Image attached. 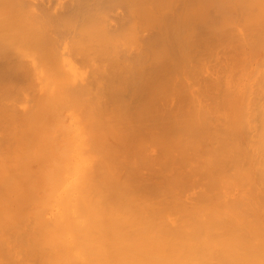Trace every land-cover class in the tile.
<instances>
[{
    "label": "bare ground",
    "instance_id": "obj_1",
    "mask_svg": "<svg viewBox=\"0 0 264 264\" xmlns=\"http://www.w3.org/2000/svg\"><path fill=\"white\" fill-rule=\"evenodd\" d=\"M222 38H226V41H224ZM217 39L222 40V44L225 42L224 46L221 44L223 47H225L224 51L221 50L223 48L218 46L220 40L216 41ZM211 40H214L212 41L213 45L214 42H219L217 43L218 45L216 44L218 49L217 47L215 48L218 50V52L222 51L220 55L218 53L219 57H217V55L214 56L217 57V61H215L216 59L212 57V53H214V47L210 46L209 50L213 49V52H211L210 55L209 52L211 50L209 51L207 49L209 46H206L207 43L208 45L210 44L209 42H211ZM201 43L204 44L205 47ZM199 44L200 46H198ZM17 46L19 48H17ZM20 48L21 51L18 50ZM200 48L205 51V57L203 55L201 56V54L204 52L201 53L202 50ZM205 48L206 50H204ZM255 48L264 49V0H0V62L2 63L3 60V67L5 68V65H7V69L9 71L15 66H17L15 67L17 69L14 68L11 71L19 70L17 73L14 71L15 74L8 76L10 77L9 79L17 77V79L19 81L22 80L21 82L23 83L27 75H25L24 72V80L22 76L19 77V72H21L20 69L22 68L23 71H26V73L29 72L30 74L31 72V75L33 74L32 76L37 74L41 85L43 83L46 85L48 82H50L48 83L49 87V85H51L53 82L54 89L57 87L55 89L56 92L54 91V94L49 95L48 99L47 94H45V99L42 98V100H38L39 102H42L43 105L45 104V111H47L46 107H48L51 112L50 114L53 115V119L50 118L51 115L49 116V114H47V116H49L47 118L52 120L56 118L57 122H60L59 118L61 117L57 118L58 112H60V114L61 110L63 113L65 112V104H59L60 98L62 97L60 95L65 93L66 95L63 94V96L67 100L69 97V101H66V99L63 98L65 100L64 101L61 98L62 102H68L66 103L68 107L66 106L65 109L67 108L66 111H69V109L72 111L70 112V116L65 113L63 115H67L69 118H72L71 115H73L75 116L77 123L83 125L80 126L82 129L81 131L78 127L79 125L77 124L78 131L75 132L76 130L73 131L75 127L71 123L72 127L74 128L71 131L76 133L75 135H72L75 137V139H71L72 143L74 142L73 144H75L76 152L74 151V156L71 157L68 155V152L72 148V144L69 142L71 145L70 149L69 144L64 147L66 148L69 145V150L62 148L63 146L61 145H63L64 142H67L65 141L66 134L62 133L64 130L63 128L62 132H59V128L63 127L62 125H64L65 129H67L65 127L66 125L69 126V131L70 128H72L67 124V117L65 118L66 121L63 120L65 122L62 125H58L57 122H54L55 125L51 124L53 121L50 119L48 120L46 116H44L45 119H42L41 116L40 118L42 120L38 119V121L32 122L31 118L28 117H33V114H35H30V109L33 107L29 105V102L32 100L30 98H34V94H36L34 92L38 89L36 86H38V83L40 84V82L37 81L38 83L36 82L34 86L33 81L36 78L33 80L31 75L30 78L28 76L30 80L32 79L31 82H33V88L37 89H34L32 97H28L30 99V101L28 100L29 102H27L28 98L24 93L26 96L25 102L28 104L24 105L26 110H24V113H20L22 114L20 116L22 117L25 113V115L29 114L27 115V118L30 120V122L27 121V123H25L27 119L23 116L26 119L24 122L23 118V122L25 123L23 124V128L22 125H19L20 123L16 121L19 123L17 126H21V128H19V130H21V134L20 136L16 135L14 137L12 133L9 132L11 133V136L14 137L12 139L10 136L13 140L10 142H15L16 144L14 143V148L12 147V149L10 147L11 150L7 152V156L9 153V162L4 161V163H8H5L6 165L2 166L1 164L3 162H0V264H264V164H262L264 163L262 162L264 161V158H262L264 155H260L261 153H264V151H262L264 148L260 147L264 146V142H261L264 141L262 140L264 138H258L256 141L257 130L259 134V128L255 130L254 134H252V132L250 133V130L254 129L255 126H259V122L256 125L257 120H260L258 119L259 117L257 118L259 111L261 110L260 113L264 112V109H262V106H264V103L262 102L264 101L262 100L260 101V105L262 106L259 107V110H254L256 105V103H254L256 101L255 99H258V96H264L259 95L261 92H259V90L264 89L261 87L264 85L262 84L264 79H260L261 75H264V72L261 71V66L264 65V58L261 57L264 56H261L260 53L258 54L257 59H260L258 60L259 64L262 63L260 65L261 68L258 72V63L255 65L254 62L253 70L254 72L257 70L258 73L252 72V74L251 63L253 62L252 60H254L252 55H255V52H258V50ZM199 49L201 52L198 51L199 54L197 55L196 51ZM206 52L212 61L214 59L216 63L213 62V64L212 61H210L211 59L206 56ZM23 54L24 56L25 54L26 56L30 54L27 57H30L31 60L27 61V59H24ZM195 54L198 57L200 55L199 58L201 60L202 57H207L205 64L203 63L206 59H203L204 61L202 60L203 63L200 62L202 65L201 68H203V70V65L206 66L210 62L212 63L208 64L211 66L213 65L212 67L207 65L208 67H211V75L206 73L207 70H204L206 75H202V78L201 75H198L200 78L197 77V74H199L197 71L203 73V70L198 69L201 65H196V63L198 64L200 61L199 58H197V62L194 60L196 63L193 65H196V68L192 66V63L194 62H192L193 58L197 57ZM192 55L196 57L193 56L192 58ZM262 55H264V53H262ZM21 57H23L22 61L25 60V62H29L28 64L26 63L28 66L26 64L24 65V62L20 63L21 60H19V58ZM70 59L72 61L75 60L82 65L84 64V66L82 68V65H80L81 70H77L79 68L78 65L77 69L75 67H69L70 69L67 68L69 69V71L67 70L69 73L68 75V73L65 74V68L63 69L64 71L62 70L64 63L62 65L61 61L66 63L67 60ZM11 60L13 61L11 62ZM57 61L58 63H56ZM75 61L73 62L75 63ZM48 62L49 64L52 62L51 66L48 64ZM55 64H59L61 66L56 67ZM1 66L0 69H2ZM52 66H54L56 69L54 70V67L52 68ZM207 66L206 68L209 69ZM48 67L53 69V73H51L52 69L50 68V70ZM58 68L59 70L61 69L60 73L58 72ZM7 69L6 71H8ZM3 71L5 72V70L2 69L1 72ZM34 71H36V73H34ZM49 73L53 75L50 76ZM1 74L2 77H0V79L2 80L4 78V73ZM16 74L17 76H15ZM61 74H63V78L65 79L61 78ZM221 74L225 77V81L221 80L222 77H219ZM250 74H252L251 76L254 74L255 76L258 74L259 75L257 77H253L255 78L254 81L251 80L253 78L250 76ZM212 75L214 78H211ZM11 76L14 77L11 78ZM53 76L55 77L54 79L52 78ZM59 76L61 78L62 84L65 86L63 88V85H61L60 87H62V89H58V85L61 84ZM209 76L213 85H217L219 78L221 80V84H225L223 85L224 87L226 86V92L224 93L223 90L225 91V89L222 90L223 86L221 89V84L219 85L220 87L218 86V88L222 90V97H219L220 90L217 89V86L214 88L212 84V86L209 85L211 83L209 81ZM249 76L251 79H249ZM8 77L5 75V78ZM70 77H72L71 81ZM68 79L70 82L67 81ZM154 79L156 80L154 81ZM235 79H237V81ZM246 80L249 85L245 82ZM257 80H262L260 82L261 86H259ZM7 81L8 80H5L4 82L6 83ZM11 81L14 83L15 80ZM57 81L60 82V84ZM222 81L224 83H222ZM12 82L10 84H12ZM250 82H252L254 86L257 85L256 83H258V87L256 86L257 89H254L255 91H253ZM1 83L3 82L1 81ZM5 83L4 87H7L9 84L6 83L8 84L6 85ZM54 84L57 85L55 86ZM204 85H206V87ZM250 85L251 87H249ZM139 86L141 88L143 87L144 89L146 87L147 90H150L148 94L157 88L159 92H157V90L156 92L158 94L153 95L154 97L157 96L159 100L156 97V101L151 93L150 95L152 98L150 95L148 96V94H146V89H143L142 94H137L138 96L140 95L139 97L142 95L143 97L139 98L136 95L138 97L137 98L135 93L142 91L140 90L141 88L139 89L140 91L138 90ZM198 86H200V88ZM207 86H209L208 89ZM174 87L185 92L186 94L183 96V94L181 95L178 93L179 95H177V92H174L173 90L172 94L175 95L174 99H178V96L184 99L180 100L179 98V102L181 101V103H183H180V105H185L187 108H192V111L195 109L194 105L192 107V98L194 96L193 92L197 91L196 96H201L203 100L205 97L208 98L211 94L213 97L210 96L207 101L210 98H213L215 103H222L220 106L219 103L218 105H213L210 103V101L214 103L212 101L213 99H210L209 103L211 106L213 105L211 109H214L216 106L223 108L225 105L226 107L223 109L228 110V112L225 113L223 117L222 110H220L219 107H216L215 109L219 108L217 109L219 110L217 113L219 119L214 116L217 115L216 113L211 114V117L214 116L216 118V120L213 119L214 121H217V119L218 122L220 119L223 121V118L224 121L221 124L219 122V126L216 124L217 122L214 123V121H212L215 126L217 125L216 127L212 126V123L209 122V124L206 123L205 126H202L201 128L200 125L207 121L205 120L206 116L202 115V112L204 113L206 108L204 109V107H201L202 104L200 99V107L204 110L202 109V111L200 108L201 111L199 110L200 115L198 116V119L201 120V118L204 117L203 120H201L202 123L200 121H198L200 124L196 122L195 118H197V114H195V117L192 111H189V116L188 114L185 116L181 114H173L172 116V112H175L176 109L181 108L183 112L187 110L186 107H181L179 105L177 99V102L171 99L173 96L172 94L171 98L170 95L167 94L168 90L171 88L174 89ZM197 87L199 89L202 88L204 91H213H210L209 93L206 91L205 95L203 90H199ZM260 87L262 89H259ZM7 88L9 89V87ZM10 88L13 89L12 86ZM46 88L47 87L45 86L44 93H47L46 90H48V88ZM245 88L246 90L249 88L250 89L247 90V92ZM57 89L58 91L62 90V94H59ZM257 90L259 94L255 93ZM215 91H217V94L219 95H217ZM245 91L246 94H244ZM249 91L251 94L254 92L258 96L254 97L255 94L253 93L252 97L249 94ZM121 92L125 95V97L123 94H121ZM144 92L147 97L150 98V101L147 99V102L149 104L151 102V106H148V103L146 105L143 104L146 103V101H144L146 100ZM156 92L154 91L152 93ZM201 92L203 93L202 95L200 94ZM211 92H214V94ZM262 93L264 92H261V94ZM41 94L42 97H44L43 93ZM126 95L130 98L135 96L134 98H136L137 101L138 99H141L142 101V98H144L142 102L139 100L140 104L137 103V105H142L141 107L133 105L135 106L133 107L134 109L137 107V111L135 109L136 112L133 110V113H140L138 114L140 116L137 115L139 120L137 119V122L132 121L134 124L133 127H136L137 130L134 128L132 129V122H130L131 120H129L128 114H130V119H132L131 116L133 114H131L132 112L129 111V108L127 110V107L129 106L127 103L122 105V108H120V111L122 110L126 112L124 110L125 108L127 112L129 111L128 113H125L127 116L123 114V117L125 116V118H127L124 120L122 115L118 114L119 108L117 106L120 107V103H122L118 102L123 101L121 98L124 97V102L122 103L124 104L125 100L129 99V97ZM39 96L41 98V95ZM51 96H53V98L55 96L56 97L53 99ZM247 96H250L251 101ZM22 97H24L23 94ZM244 97H247L250 103L247 102V98L245 101H243ZM134 98L133 100L129 99L128 101H136ZM49 99H51L50 103H48ZM57 99L59 101H57ZM185 99H187L186 101L188 103L185 102ZM45 100H48V102H45ZM188 100H191L192 104L190 103L189 105L190 101ZM35 101L32 102L33 106H35ZM152 101L155 104H157L156 102L161 101V104H157L158 107L160 106L158 111L157 108L155 110V106L153 105L154 103ZM172 101H175V103L178 104H175L174 106L171 103ZM207 101L205 102L208 103ZM22 102L24 101L22 100ZM54 102H56V105L53 104ZM205 102L203 105L206 104ZM246 102L249 104L247 105ZM258 102L259 101H257V103ZM57 103L59 105H57ZM251 103H254V108H252L253 104ZM239 104L241 106L239 111H237L236 107ZM242 104H244V106L247 105L245 106V109L247 110L244 109V106L242 108ZM250 104L251 109L254 110L258 115H256L254 111L250 109ZM3 105L4 104H2V107ZM20 105L22 107V103ZM43 105L41 108L43 111L41 112H44L45 115L47 112L44 111ZM152 105L153 108H151ZM209 105L205 106L210 108ZM26 106H29V108ZM54 106L58 109H54ZM173 106L175 107V110ZM17 107L16 109L19 111V108ZM138 107L141 110L142 107L143 110L144 107L146 108V113L142 111L144 114H146V116H144ZM51 108L52 110L54 109V111H52ZM21 109L20 112L22 111ZM211 109H209V112L208 109H206V112L211 113V111H216L215 109ZM28 110L30 113L26 112ZM55 110H58L57 113ZM74 110H76V114ZM150 110L153 111V113ZM250 110L255 115H253ZM113 111L117 112L116 115L118 114L119 116L117 115V117ZM54 112L56 117L53 114ZM156 112L158 115H156ZM196 112L198 111H195V113ZM244 112L246 113V116L248 115V121L249 118L250 120L253 119V117L251 119V116H256V118H254L257 119H254L255 123L250 121V123L253 122L255 126L251 123L254 127L251 128L249 132L247 131V136H243L244 132L246 133V131H244L242 134L244 138H247L245 139V141L247 140L246 146L245 144L240 143V137L238 138V132H240V130L242 132L243 129L241 128L245 127L246 123H249L245 121L246 116ZM14 113L15 112L11 113V117L12 114L14 115ZM42 113H40V115H43ZM16 115L17 113L15 116ZM63 115L61 114L62 117H64ZM148 115H150V119ZM192 115L195 118L191 119L190 117H193ZM241 115L244 117H240ZM262 115L259 116H261V119H264V116ZM4 116H6V113ZM141 116L143 120L141 119ZM152 116H154L153 122L151 121ZM208 116H210V114H208ZM97 117H100V119ZM103 117L105 118L102 121ZM144 117H148L146 119L148 121L144 120ZM184 117L191 120V122L193 121L192 124L189 123V120H184ZM156 118H158L159 121H157ZM169 119L170 122L168 121ZM181 119L186 122H181ZM240 119L242 122L239 121ZM16 120L19 121L18 118ZM122 120L124 123H122ZM154 120H156V123ZM71 121L73 122V119ZM75 121L73 123H76ZM119 121L120 123H118ZM138 121H151L150 126L149 123L143 124V122H139L142 129H144V127L147 128V126L150 127V129L148 128L150 135L147 134V130H145L146 128L142 132L145 131L144 134L146 133L147 135H142L140 129L138 130V128H140L138 127ZM173 121H175V123L177 122V124L179 123V129L180 127H184L182 128V131L181 129L179 130L177 128L178 126L176 124L175 127L177 126V129L173 127L171 124ZM5 122V125H8L7 121ZM13 122L14 123H9L8 126H11L10 124H12V126H14L13 128H15L16 125L14 124H16V122ZM113 122L117 123V130L119 128V132L120 130H124L125 124L126 128L130 129L127 132V136L131 135V139L135 137V141L137 139L141 140L137 141L142 144L139 145L137 141L132 144L131 140L128 141L127 137V140L125 139L127 144H125L126 142L123 141L124 138L122 139L118 134H116L117 130L115 131L116 128ZM237 122H239V124ZM261 122L264 123V120H261ZM184 123L192 126H186L185 129ZM243 123H245V125H243ZM157 124L159 126H157ZM161 124L164 125L165 128L168 126L169 131L168 129L166 130L169 133L171 130H174L170 134L174 135L176 133L178 135L177 136L175 134L177 136H175L176 138L181 137V140L178 139L173 140L174 142L171 141L174 144L172 145L171 143V146L172 148L174 147V150H171L172 148L170 143L167 142V138L170 137V134L166 130H163L165 137L163 136L162 132L161 133L163 137L161 134L159 135L160 131L162 130L161 128L163 127L160 126ZM193 124L197 127L195 126V128L191 130L196 134L202 132V129L203 131L205 130L204 132H209L212 127H214L213 129L215 130L219 127L218 129L221 131L217 129L214 133V130L211 129L212 131L209 132L211 137L207 136V134L204 136L205 138L203 137L200 141L201 138H198L199 136H196L195 133L192 135L193 132L189 131L190 128L194 127ZM28 125L29 127H26ZM51 125H54L52 126L54 127L53 129L56 127V132L52 129L51 132L48 131V128ZM208 125L209 127L210 125L212 127L209 128ZM261 125L262 124H260V126ZM2 126L5 130L6 126L5 128L4 124ZM38 126L43 128L42 134L39 133L42 129L39 131ZM152 126L153 129L151 128ZM31 127L32 130L35 128L37 129L36 132H38L31 134ZM82 127H84L85 131H83L84 129ZM103 127H106V131H108L109 135L112 136V141L109 139L112 143L110 141L108 142V137L106 136ZM171 127L174 129H170ZM9 128L12 129L11 127ZM9 128L7 131H10ZM156 128L158 131L160 130L158 133L155 131ZM206 128L208 130H206ZM3 129L2 131L0 130L2 132L0 133V135H2L0 138L3 137ZM246 129L247 128L245 127L244 130ZM15 130L17 129L12 131L13 134ZM133 130H135V133ZM176 130H179V133ZM187 130L190 132V135L186 133ZM69 131L67 132L65 130L64 132L71 133ZM136 131L137 135H135ZM58 132L63 134L62 137H60V134L58 136ZM165 132L168 133L167 138ZM183 132H185L184 134L186 136H190L184 138L185 141L190 140L191 136H193V139L190 140L191 142H185L184 139H182ZM204 132L202 133L204 134ZM261 132L259 136L262 135ZM229 133H232L233 135L230 134L229 136ZM249 133L253 136H251ZM133 134L135 136L132 138ZM235 134L237 135L239 145L236 143L238 141ZM5 135H7V133L4 134V136ZM72 136H69L68 134L66 137ZM136 136L138 137L136 138ZM140 136H142V139ZM148 136H151L150 139ZM155 136L158 138L155 139ZM159 136L162 137V139H159ZM200 136L202 135L200 134ZM250 136L252 137L251 140L254 139L255 136V142L259 143V145L257 144L259 147H256L258 148L256 151L257 154L258 152H261L256 158L258 159V157L261 156L262 160L259 158L260 160L258 159V161H254L255 158L253 157L255 156V142L249 140L250 138L248 137ZM145 137H148L146 142L151 140L148 143L149 146L156 145L155 150H158L159 148L160 150L162 149L161 151H163L164 147H166L165 149H167V147L168 149L170 148L171 151L167 149L168 151L166 150V154L164 149V154L167 155V157L169 156L168 161H164L166 163L161 161L163 163L160 162L161 164L159 165V162H157V159L162 157L161 155L158 156L160 150L156 151L158 154L155 153L157 157L154 156V154H151L152 157L150 154H148L149 160L151 157L152 161H150V163L147 162L148 157L146 155L142 157L143 161L142 159H139L141 158L143 151L140 152L138 149H142V146L146 147V143H144V141L142 142V140L146 139ZM152 137L154 141H152ZM228 137L229 139H226ZM115 138L117 139L115 140ZM119 138L120 141L118 140ZM194 138L200 141V144L203 141V143H205L206 138H208V145L207 143L206 145L201 144L203 146H207V148L205 146V148L203 147L205 152H203V150L200 148L198 141H196L197 144L195 143ZM7 139L8 138H6L5 141ZM233 139H236V142ZM259 139L261 140L259 141ZM113 140H118L120 144H118V142L116 145H114ZM228 140L229 143H227ZM31 141L34 142V144L37 143L39 146H41V148H39L41 150H39L38 156L35 155L37 153H34V155L30 154L34 157L28 158L27 156H29V153L27 152L28 150L26 151V149L31 150L34 146L31 145L33 144ZM128 142H131L130 145ZM159 142L161 145L165 146L160 148L161 145ZM251 142H254V148L252 146V149ZM12 143H7L8 145L5 143L0 147L2 148L6 145L5 148L7 150L9 149L7 146H11ZM176 143L180 144L178 145ZM188 143L190 146L194 143V145L191 146L192 148L188 145ZM222 143L228 147L222 145ZM27 144L30 145V147ZM182 144H184V146L187 145V147H184ZM219 144H221L224 148L226 147L222 150L223 147L220 145L222 148L219 150L221 153L223 152L222 154L216 150V147H219ZM126 145L128 147L127 154L122 150L127 148ZM157 145L159 147H157ZM181 145L182 151L179 150ZM25 146L28 147L25 149ZM132 146H134L135 152L137 151L136 156L141 154L140 156L138 155L139 157H137V159H139L138 163L140 161V168H142V166L144 167V164L142 165L144 162L145 164L148 163L147 165L151 163L155 165L156 162V165H159V167L161 166L159 169L160 171L161 169H164L161 175L160 171L156 173V170H152V168L157 169V167L154 168L152 164L150 167L145 165L144 169L147 168V173L146 171L145 173L152 175V173L155 171L154 173H156V176L160 175V177L163 179L157 178L154 174V176L159 179V182L155 183L152 177L147 178L146 176H141V171V174L139 175L137 166H132V162H130L131 167H128L129 164H123L124 162H127L124 161L125 154L126 159L131 158L127 156L131 153V149L129 150V147L131 148ZM196 146L200 148L203 153H205L203 157L200 156L199 160H202L201 157L203 160L208 159L205 160L206 163L205 161H203L204 163L202 162L203 164L201 163L205 171L203 169L201 171L200 165H198V168H200L199 170L198 168H194L198 170L196 171L197 173L193 172L199 175V178L197 176V180H200V178H207L200 177L201 172L204 174L207 172L206 175L208 174V171H206V167L204 168V166H207V168L208 166L210 167L209 169H211V175L214 174L218 176H224L226 174V177L222 176V178H220L216 176L215 183H212L213 185L210 184V181L213 179L209 180L207 178L209 181V188L210 186L214 188L215 184L216 191H210L211 188L209 189L206 187L208 191L201 190L200 193L198 191L197 193L199 195L196 193V198L195 196H192L191 199L188 197V199L182 200L175 194L176 191H174V193L171 192L173 191L172 187L174 185H178V182L180 181L182 182V180L174 179V177H180V179L184 178L182 184L179 183L178 185H181V188H178L177 186L178 190H186L185 187L188 184H186L187 181L185 182L186 179L182 173L180 174L178 171L176 174L177 167H173L171 162L174 163L175 161L177 164L181 162V167L184 166L185 163V165H187L188 163L185 162L184 159L186 160V153L189 150L188 148L190 147L192 151H195L197 149ZM177 147L179 149H177ZM118 148H120L122 151H118ZM208 148H210L209 150L212 152L215 150L218 151L215 153V158L219 157L220 155V158L218 159L219 165L216 159L212 160L214 158H212L213 156L210 155V152H207L210 157L206 153V150L209 151ZM63 149L68 152H63ZM2 150L5 149L2 148ZM183 150H186L185 156L181 155V157L178 153H176L177 151L179 153L182 152L181 154H184ZM173 151H175L177 154L176 156L173 154V156L178 157V159L171 156ZM192 151L190 152L192 153ZM199 151L197 149V152ZM56 152H58L57 155ZM253 152L254 154H252ZM64 153L65 156L66 154L68 155L69 159L66 156L68 160L66 158H61H64V156H61ZM5 154L6 152H4V155L1 158H5ZM131 155L132 154H130V156ZM189 155L187 153V156L191 159V155ZM197 156L199 155L196 154L195 156L194 154L192 158L194 160H198V158H194ZM171 157L174 159L172 160ZM169 158L172 161H169ZM193 159H188V162L193 161ZM221 159L225 160V164L229 163V167L228 164L227 166L222 165L224 162H222ZM159 160L163 159L161 158ZM226 160L229 162H226ZM208 161L213 163V166L208 165ZM124 165H126L128 168L127 170L124 168L125 173L121 174L122 169L120 170V168L126 167ZM167 165L169 168L172 167L175 172H171V169L166 167ZM223 166L227 167L228 169L232 168L233 172H230L229 174V170L223 169ZM232 166H234V168ZM184 167L183 169L185 170ZM189 167L191 168V165ZM214 167L215 169L221 168L219 169V171L222 170L221 173L217 171L218 169L214 171ZM148 169L150 172H148ZM191 172H189L190 176L188 175L189 173L186 174V172L183 174L191 177ZM215 172H217V174ZM124 174L126 175L125 177H123ZM168 175L169 178L167 179ZM169 179L172 180L168 181ZM194 180L193 182L195 184L196 180ZM187 183H189V181ZM182 185H184V188H182ZM181 191L179 192L183 193Z\"/></svg>",
    "mask_w": 264,
    "mask_h": 264
},
{
    "label": "rangeland",
    "instance_id": "obj_2",
    "mask_svg": "<svg viewBox=\"0 0 264 264\" xmlns=\"http://www.w3.org/2000/svg\"><path fill=\"white\" fill-rule=\"evenodd\" d=\"M222 39H223L224 41H226V40H225L226 38H222ZM218 40H220V39H217L216 41H218ZM212 41H214V40H211V42H209V43L212 44V45H210V44L208 45V43H207L206 46H209V47H208V48L206 47V48L209 50L210 46H213V47H214V48H213V49H214V53H212V57L216 59L215 61H217V57H219V56H218V53H219V55H220V53L222 52L221 50L224 51V48H225V47H223V46L225 45V42L223 41L224 43L222 44V40H220V43L217 42V43H219V45H218L217 43H215V42H214V45H213ZM201 44H202V43H201ZM205 44H206V43H205ZM216 44H217L220 48H223V49L220 50L221 52H218V50H217L218 47L216 46ZM221 44H222L223 46H222ZM202 45H204V44H202ZM220 45H221V46H220ZM198 46H200V44H199ZM204 47H205V45H204ZM215 47H217V49H216ZM17 48H19V47L17 46ZM17 48H16V49H17ZM206 48H205L204 50H206ZM211 48H212V47H211ZM256 48H257V47H256ZM256 48H255V49H256ZM200 49H201V48H200ZM200 49L196 51V54H197V55L199 54V52H201ZM213 49H210V50H211V51L209 50L210 52L207 50V51L209 52V54H210L211 52H213V51H212ZM215 49H216V50H215ZM18 50L21 51V48L18 49ZM201 50H202V49H201ZM256 50H258V52H255V50H254V52H255L257 55H256V54H255V55H252V56H253V59H254V60H252L253 62L251 63V64H252V70L254 69V68H253V66H254V62H255V65H256V64L259 62L258 60H260V59H257V58H258V54L260 53L261 56H264V55H262V53H264V49H262V48L259 49V48H258V49H256ZM260 50H261V51H260ZM198 51H199V52H198ZM216 51H217V52H216ZM259 51H260V52H259ZM197 52H198V53H197ZM203 52H204V53H203ZM215 52H216L217 54H216ZM254 52H253V53H254ZM20 53H21V52H20ZM201 53H203V54H201ZM201 53H200L201 56H202V55H203V56L205 55V51L202 50ZM253 53H252V54H253ZM192 54H194V53H192ZM196 54H195V55H196ZM206 54H207L206 56H207L209 59H211L210 56H208V53H207V52H206ZM29 55H30V54H29ZM29 55H27V56H29ZM197 55H196V56H197ZM210 55H211V54H210ZM216 55H217V57H214V56H216ZM23 56H24V54H23ZM27 56H26V54H25L24 59H27V61H28V60H31L30 57L28 58ZM193 56H194V55H192V58H193ZM196 56H194V57H196ZM25 57H26V58H25ZM199 57H200V55H199ZM199 57L197 56L196 58H193V60L191 59L192 62H193L194 60L197 62V58H199ZM204 57H205V56H204ZM207 57H206V58H207ZM22 58H23V57L19 58V60H21L20 63L24 62V65H25L26 63H27V64L29 63V62H27V61L25 62V60L22 61ZM206 58H203V57H202V60H203V59H206ZM259 58H260V57H259ZM261 58H264V57H261ZM256 59H257V60H256ZM199 60H200V61H199ZM199 60H198V61H199L198 64L194 61V62L192 63V66L195 67L196 65H198V66L201 65L200 62H201V63H203V62H202V60H201L200 58H199ZM261 60H262V59H261ZM0 61H1V60H0ZM12 61H13V60H11V62H12ZM16 61H17V59H16ZM73 61H75V60H73ZM73 61H72L71 59H70V60H67L66 63L61 61L62 65H63V63H64V67H62V70L65 68V70H66V71H65V74L68 73V71H69V69H70L69 67H73V68L75 67V68L77 69V68H78L77 65H78L79 68H78L77 70H79V69L81 70L80 65H82V64L79 63V62H76V61H75V63H74ZM203 61H204V60H203ZM206 61H207V59L204 61L203 64H205ZM210 61H212V59H211ZM215 61H214V59H213L212 63H213V62L216 63ZM18 62H19V61H18ZM72 62H73V63H72ZM260 62H262V61H260ZM56 63H58V61H57ZM76 63H77V64H76ZM194 63H196V65H193ZM212 63L210 62V63H208V64H212ZM214 63H213V64H214ZM0 64H1V65L3 64L2 66H1V65H0V66H1V68H2L3 70H5V72H4V71L1 72L2 69H0V70H1V71H0V74H1V73H4V75H3L4 78H5V75L8 77V76H10V75L15 74L14 71H15L16 73L19 71V70H17V71H16V70L11 71V70L14 69L15 67H17V66H15L14 68H11V69L9 68L10 71H11V72H10V71L7 69V68H8L7 65H5V66H6L5 68L10 72V74H9V72L6 71V69L3 67V66H4V61H3V60H2V63L0 62ZM27 64H26V65H27ZM48 64H49V62H48ZM51 64H52V62H51L49 65L51 66ZM53 64H54V62H53ZM65 64H66V65H65ZM208 64H207V65H208ZM258 64H259V63H258ZM258 64H257V67L259 66V68H258V72H259V70H260L261 67H262L261 71L264 72V65H262V66L260 67V65H261L262 63H260L259 65H258ZM13 65H14V64H13ZM13 65H12V66H13ZM207 65H206V66H207ZM27 66H28V65H27ZM45 66H46V65H45ZM45 66H44V67H45ZM55 66L58 67V66H61V65H59V64H58V65L55 64ZM83 66H84V64L82 65V68H83ZM198 66H197V68H198ZM206 66L203 65L204 70H207L206 73L211 75V71H212V70H211L210 68H211L213 65H212V66H211V65H208V66H211V67H208V66H207L210 70L207 69ZM53 67H54V66H52V68H53ZM201 67H202V65H201L200 68H198V69H202V70H203V68H201ZM50 68H51V67H48V69H50ZM52 68H51V69H52ZM59 68H60V67H59ZM59 68H58V70H59ZM67 68H69V69H67ZM195 68H196V67H195ZM255 68H256V67H255ZM15 69H17V68H15ZM18 69H20V68H18ZM26 69H27V68H26ZM48 69H47V70H48ZM51 69H50V70H51ZM53 69L55 70L56 68L54 67ZM53 69L51 70V73H53V72H52ZM198 69H196V70H198ZM256 69H257V68H256ZM20 70H21V72H19V77L22 76V78H23V77H24V76H23V75H24V72H25V75H27V76H26L27 78L25 77V80H26V81H25L24 78H23V80H24L23 83H24V84L21 82L22 80L19 81V80L17 79V77L13 78L14 76H13V77L11 76V78H13V79H9L10 77L5 78V79L3 78L4 80H3V79H2V80L0 79V83H1V81L3 82V83L0 84V103L4 104L3 107H2V104H0V107H1V108H0V115H1V116H0V119L2 118L1 121H0V125H1V126H0V130L2 131V129H3V126H2V125H3V124H4V128H5V126H6L5 130L3 129V137L0 138V146H1L2 144H5V143H6V144H7V143L10 144V143H12V142H10V141H13L12 139H13L16 135H17V136H20V134H21L20 131H21V130H19V128H21V126H20V127L17 126L19 123H20L19 125H22V127H23V124L27 123V121L30 122V120L27 118V115H29V114L25 115V114H26V113H25V114L23 115L27 120H26L23 116H22V117L20 116V115H22V114H20V113H24V112H25L24 110H26V108L24 107V105H27V104H28L27 102H29L30 99H32V100H31V102H29V105H30L31 107H33V108L30 109V110H31V113L29 112V110L26 111V112H29L30 114L35 113V114H33V115H34L33 117L28 116L29 118H31V122H32V121H38V119L42 120V119L44 118V116H46V118L49 117L50 115H51L50 118L53 117V115L50 114L51 112H50L49 108L46 107V110H47V111H45V106H44L45 104L43 105V103H42V102H39L38 100H42V98L45 99V97H46L45 94H47V99H48V98H49L48 96L54 94V91H55V89H56L57 87L54 89V87H53V82H52L51 85H49V87H48V83H50V82H48L46 85L42 82V83H43V84H42L43 86H42V85H41V82H40V80H39V78L37 77V74H36V75L34 74L35 76H32L33 74L31 75V72H30V74H29V72L26 73V71H23L22 68H21ZM42 70H43V69H42ZM47 70H46V71H47ZM58 70H57V71H58ZM67 70H68V71H67ZM204 70H203V73H201L200 71H197V72H199V74H197V77H199L198 75H201V78H202L203 76H205L206 73L204 72ZM252 70H251V73H252V72H253V73H256V72H257V70H256V72H254V70H253V71H252ZM28 71H29V70H28ZM43 71H44V70H43ZM57 71H56V73H57ZM60 71H61V69H60L58 72L60 73ZM63 71H64V70H63ZM209 71H210V72H209ZM261 71H260V72H261ZM7 72H8V73H7ZM48 72H49V70H48ZM258 72H257V73H258ZM32 73H33V71H32ZM34 73H36V71H34ZM46 73H47V72H46ZM54 73H55V72H54ZM61 73H62V72H61ZM200 73H201V74H200ZM253 73H252V74H253ZM47 74H48V73H47ZM47 74H46V75H47ZM49 74H50V73H49ZM252 74H250V76H251ZM259 74H260V73H259ZM259 74H258V75H259ZM30 75L33 77V78L31 77L33 80L36 78V79L33 81V82H34V84H33L34 86H35V84H36L37 81L40 82V84L37 82V83H38V86H36V87H37L38 89H37V88H33V85H32L33 82H31L32 79H31V80L29 79V78H30ZM46 75H45V76H46ZM52 75H53V74H50V76H52ZM56 75H57V74H56ZM68 75H69V73H68ZM202 75H203V76H202ZM258 75L255 76V74H254V75L251 76V77H252V78H253V77H257ZM15 76H17V74H16ZM28 76H29V78H28ZM50 76H49V77H50ZM60 76H62L61 78H63V74H61ZM60 76H59V80H60V82H61V78H60ZM65 76H66V75H65ZM65 76H64V77H65ZM250 76H249V77H250ZM262 76H264V75H261L260 79H264V77H262ZM0 77H2V74L0 75ZM19 77H18V78H19ZM66 77H67V76H66ZM212 77L214 78L213 75L211 76V78H212ZM219 77H222L221 80H224V81H225V77L222 76V74H221ZM223 77H224V79H223ZM249 77H248V78H249ZM251 77H250L249 79H251ZM37 78H38V79H37ZM52 78L54 79L55 77L53 76ZM52 78H51V79H52ZM57 78H58V77H57ZM67 78H68V77H67ZM199 78H200V77H199ZM248 78H247V80H248ZM46 79H47V78H46ZM46 79H45V80H46ZM48 79H49V78H48ZM63 79H65V78H63ZM71 79H72V77H70V81H71ZM152 79H153V77H152ZM157 79H158V77H157ZM5 80H8L6 83H8L9 85H11V86L13 87V89L10 88L11 86H9L8 84H6V83L4 82ZM11 80H13V81L15 80L14 83H13ZM116 80H117V79H116ZM155 80H156V79H154V81H155ZM218 80H219L220 82L218 81L217 85H213L212 82L210 81V76H209V81L211 82L209 85L212 84V85L214 86V88L217 86V89H219L218 86L221 84V80H220V78H219ZM235 80L237 81V79H235ZM247 80L245 81L246 83H247ZM251 80H254V81H255V78H253V79H251ZM10 81L12 82L13 85L10 84V83H11ZM49 81H51V80H49ZM52 81H53V80H52ZM67 81H69V79H68ZM70 81H69V82H70ZM236 81H235V82H236ZM249 81H250V80H249ZM261 81H262V80H260V81L257 80V82L259 83V86H261V84H260ZM9 82H10V83H9ZM57 82H58V81H57ZM60 82H58V83L60 84ZM4 83H5L6 85H8L7 87H9V89H8L6 86L4 87ZM55 83H56V82H55ZM222 83H224V82L222 81ZM253 83H254V82H253ZM255 83H256V82H255ZM258 83H256V84L258 85ZM215 84H216V83H215ZM247 84H248V83H247ZM247 84H246V85H247ZM250 84L252 85V89H253V91H255L254 89H257V88H256L257 85L255 84L256 86H254V85L252 84V82H250ZM262 84H264V82H262ZM24 85H25V86H24ZM40 85H41V86H40ZM54 85H55V84H54ZM56 85H57V84H56ZM56 85H55V86H56ZM61 85H63L62 82H61L60 85H58V89H59V88L62 89V87H63V88L65 87L64 85H63L62 87H60ZM212 85H211V86H212ZM223 85H225V84H223ZM223 85L221 84V85H220L221 87L219 86L220 89L222 88ZM248 85H249V84H248ZM251 85H250L249 87H251ZM45 86L48 88V90H46L47 93H44V92H45V91H44V90H45ZM141 86H142V85H141ZM204 86L206 87V85H204ZM211 86H210V87H211ZM253 86H254V87H253ZM1 87H2V89H1ZM21 87H22V88H21ZM39 87H40V88H39ZM198 87L200 88V86H198ZM198 87H197V88H198ZM208 87H209V86H207V89H208ZM246 87H247V86H246ZM257 87H258V86H257ZM261 87L264 88V85H262ZM261 87H260L259 89H262ZM47 88H46V89H47ZM140 88H141V87L139 86V87H138V90H139ZM199 88H198V89H199ZM203 88H204V87H203ZM211 88H212V87H211ZM211 88H210V89H211ZM214 88H213V89H214ZM247 88H248V87H247ZM10 89H11V90H10ZM34 89H37V90L34 91ZM51 89H52V90H51ZM58 89H57V91H58ZM143 89H144V88L142 87V88L140 89V90H142V91L139 90L140 92H138V93L136 92V93H135V96H136L137 94H142ZM145 89H146V87H145ZM145 89H144V90H145ZM220 89H219V90H220ZM223 89H225V91H224ZM249 89H250V88H249ZM249 89H247V90H249ZM259 89H258V90H259ZM67 90H68V89H67ZM138 90H137V91H138ZM146 90H147V89H146ZM156 90H157V92H159L157 88H156ZM156 90H152V92H154V91L156 92ZM173 90H174V92H175V91L177 92V95H179V94L182 95V94H183V96H184V94H185V92H183V91H181V90H179V89H177V88L174 87V89L171 88V89L168 90V93H167V94L170 95V98H171V96L173 95V94H172V93H173ZM196 90H197V89H196ZM199 90H203V89L201 88V89H199ZM199 90H198V92H199ZM205 90H206V88H205ZM214 90H216V89H214ZM222 90H223V93L226 92V86H225V87L223 86ZM222 90H220V92H221ZM245 90H246V88H245ZM247 90H246V91H247ZM258 90H257V92H255V93L259 94L260 91H261V92H264V89L259 90V92H258ZM33 91L37 94V95L34 94V98H36V99H34V98L32 97V95H33ZM37 91H38V92H37ZM40 91H41V93H43L44 97H42V94L40 93ZM61 91H62V90L58 91L59 94H62ZM149 91H150V90H147V93H146V94H148ZM206 91L209 93L210 91H213V90H206ZM206 91L203 90V93H205ZM217 91H218V90H217ZM217 91H215L216 94H217ZM246 91H245L244 94H246ZM250 91H252V90H250ZM250 91H249V92H250ZM55 92H56V91H55ZM63 92H64V91H63ZM145 92H146V91H145ZM145 92H144V95L146 96V100H144V98H142V99H143L144 101H146V103H143V104L146 105V104L148 103L147 101H148L150 98L147 97V95L145 94ZM152 92H150L152 95H153V94H155V95L158 94L157 92H156V93H152ZM218 92H219V91H218ZM220 92H219L220 95H219V94H217V95H219V97H220V96L222 97L223 94H222V92H221V93H220ZM247 92H248V91H247ZM261 92H260L259 95H264V93L261 94ZM24 93H25V95H27V98H28V97H32V98H30V99L28 98V99H27V102H25V100H26V96L24 95ZM39 93H40V94H39ZM123 93H124V91H123ZM123 93L121 92V94H123ZM125 93H126V92H125ZM150 93L148 94V96L150 95ZM178 93H179V94H178ZM203 93L201 92L200 94L202 95ZM211 93H212V92H211ZM253 93H254V92H253ZM253 93H252V94H253ZM255 93H254V94H255ZM22 94H23L24 97H22ZM56 94H57V93H56ZM59 94H57V95H59ZM63 94H65V93H63ZM63 94L60 95V96H62V97H61L62 99L65 98V97L63 96ZM171 94H172V95H171ZM193 94H194V96H193V98H192V103H193V104L191 103V100H188V101H190V102H189V105H190V103L192 104V107H193V105H194V107H195V109L193 108V109H194V110H193L194 112L192 111V108H187L185 105H184V106L182 105L183 107H186L187 110H186L185 112H183V110L179 107L180 109H176V111H175L176 113H175L174 111L172 112V116H173V114H177V115H180V114H181V115H183V116H185V115L188 114V116H189V111H190V112L192 111V113L194 114V116H195V114H197V115H196L197 118H195L196 116L194 117L193 115H192L193 117H190V118H191V119H192V118H195V119H196V122L198 123V121L201 122V120H203V118H204V117L201 118V120L198 119V118H199L198 116L200 115L199 113H200V111L203 109V108H201V107H204V109H205V108L208 109V112H209V109H211V107H212L213 105H218V103H219V106H220V104H222V103H220V102L215 103L213 98H212L213 100H212L211 98H210V99H211L214 103H212V102L210 101V99L207 101V99L211 96V94H210L209 97H208V95H207L208 98H206V97H205L206 99L204 98V100L207 101L208 103H206V102L203 100V98H202L201 96H199L200 98H199L198 96H196V95H197V91H196V92H193ZM200 94H199V95H200ZM212 94H214V92H213ZM221 94H222V95H221ZM249 94L253 97V95L251 94V92H250ZM39 95H41V98H40ZM65 95H66V94H65ZM123 95H124V94H123ZM123 95H121V96H123ZM177 95H176V97H177ZM185 95H186V94H185ZM205 95H206V93H205ZM35 96H36V97H35ZM126 96H127V95H126ZM135 96H134V97H135ZM137 96H138V95H137ZM137 96H136V97H137ZM139 96H140V95H139ZM139 96H138V97H139ZM188 96H189V95H188ZM256 96H258V95L255 94L254 97H256ZM51 97L53 98V96H51ZM51 97H50V98H51ZM55 97H56V96H55ZM55 97H54V98H55ZM57 97H58V96H57ZM67 97H68V96H67ZM124 97H125V95H124ZM124 97L121 98V99H123V101H119L118 103H120V102L123 103V102H124ZM127 97H129V96H127ZM134 97H133V98H134ZM138 97H137V98H138ZM141 97H143V95H142ZM141 97H139V98H141ZM150 97L152 98L151 95H150ZM153 97H154V95H153ZM156 97H157V96H155L154 98L156 99ZM174 97H175V95H173L171 99H173V100L176 101L177 98L174 99ZM203 97H204V96H203ZM211 97H213V96H211ZM247 97H248V96H247ZM247 97H246V98H247ZM259 97H260V96H258V99H257V98L255 99L256 101H255L254 103H256V105H255V109H254V110H257V109L259 110V107L262 106V105H260V104H261L260 101H261V100L264 101V99H261V98H264V96L260 97V100H259ZM23 98H25V99H23ZM39 98H40V99H39ZM54 98H53V99H54ZM61 98H60V102H59V104H60V103H62L63 105L65 104V106H64V111H65V112H64V113L67 114L68 116H70V112H71L72 110L69 109V111H66L67 108L65 109V107H66V106L68 107V105L66 104V103H68V102L64 103V101H65L64 99H63L64 101L62 102V99H61ZM133 98H132V97H131V98L129 97V99H132V100H133ZM157 98H158V97H157ZM179 98H180V97L178 96V99H177L178 102H179ZM197 98H198V99H197ZM246 98L244 97V98H243V101H245ZM248 98H249V100H250V96H249ZM248 98H247V102L250 103L251 100L249 101ZM58 99H59V98H58ZM58 99H57V101H59ZM65 99H66V98H65ZM129 99L125 100V103H124V104L120 103V104H121L120 107L117 106V107L119 108V113H118V114H119V115L121 114L122 117H123V114L125 115V113L127 112L128 108H129V111L132 112L131 114H133V115L131 116L133 120L130 119V114H128V115H129V120H131L130 122H132V121H134V122L136 121V122H137V119L139 118L138 116H140V115H138V114H140V113L136 114L135 112L137 111V109H136L137 107L135 108L136 111H135V109H134L133 107H135V106L137 105V103L140 104V102H142L143 100L141 101V99H138V101H137V99L134 98L136 101H133V102H134V103H133L132 100H130V102H129V101H128ZM147 99H148V100H147ZM181 99H182V98H180V100H181ZM199 99H200V102H201L202 105L204 104V102L206 103L205 105H209L210 103L213 104V105L211 106V104H210V105H209L210 108H207L205 105H203V106L201 105V107H200ZM251 99H253V98H251ZM22 100H23L24 102H22ZM28 100H29V101H28ZM35 100H36V101H35ZM106 100H107V99H106ZM139 100H140V102H139ZM158 100H159V98H158ZM182 100H184V99H182ZM186 100H187V99H185V102H187ZM195 100H196V101H195ZM201 100H203L204 102L201 101ZM253 100H254V99H253ZM253 100H252V102H253ZM33 101H35V102H34V103H35V106L32 105V104H33V103H32ZM50 101H51V99H49V102H48V100H45V102H48V103H50ZM66 101H69V97H68V100L66 99ZM126 101H127V102H126ZM149 101H150V100H149ZM156 101H157V99H156ZM175 101H172V102H171L174 106H175V104H178V103H175ZM177 101H176V102H177ZM197 101H198V102H197ZM209 101H210V103H209ZM219 101H220V100H219ZM243 101H242V102H243ZM257 101H259V102L257 103ZM37 102H38L39 104H38ZM52 102H53V101H52ZM135 102H136V104H135ZM152 102H153V101H152ZM154 102H155V100H154ZM154 102H153V103H154ZM202 102H203V103H202ZM247 102H246V103H247ZM16 103H19V104H16ZM21 103H22V107H21V105H20ZM23 103H25V104H23ZM55 103H56V102H54L53 104H55ZM70 103H71V101H70ZM126 103H127L129 106L126 105V106H128V107H127V110H126V108H125V106H124V108H125L124 110H125L126 112H124V111L121 110L122 112H124V113H122V112L120 111V108H122V105H125ZM156 103H157V104H159V103L161 104V101H158V102H156ZM180 103H181V101L179 102V105H180ZM187 103H188V102H187ZM249 103H247V105H248ZM254 103H251V104H253L252 108H254ZM262 103H264V102H262ZM15 104H16L18 107H17ZM53 104H50V105H53ZM59 104L57 103V105H59ZM62 104H61V105H62ZM108 104H110V103H108ZM150 104H152V103L150 102ZM150 104L148 103V106H149ZM157 104L154 103L153 105L155 106V110H156V108H157V111H158V109L160 108V106L158 107ZM181 104H183V103H181ZM197 104H198V105H197ZM251 104H250V106H249L250 109H251ZM42 105L44 106V111L47 112L45 115H44V112H43V113L41 112V111H43V110H41ZM47 105H48V104H47ZM55 105H56V104H55ZM63 105H62V107H63ZM69 105H70V104H69ZM117 105H118V104H117ZM133 105H135V106H133ZM153 105H152L151 108H153ZM179 105H178V106H179ZM189 105H188V106H189ZM223 105H224V104H223ZM223 105H222V106H223ZM247 105H245V106H247ZM259 105H260V106H259ZM12 106H13L15 109H14ZM71 106H72V104H71ZM71 106H70V107H71ZM137 106L141 107L142 105H137ZM148 106H147V108H148ZM150 106H151V105H150ZM174 106H173V107H174ZM178 106H177V107H178ZM180 106H181V105H180ZM182 106H181V107H182ZM209 106H208V107H209ZM219 106H216V107H219ZM240 106H241V105L239 104V105L236 107V110H237V111H239ZM243 106H244V104H242V108H243ZM245 106H244V109L246 108ZM4 107H5V108H4ZM16 107L19 108V111H17L18 109H16ZM26 107L29 108V106H26ZM70 107H69V108H70ZM139 107H138V109H139ZM145 107H146V106H145ZM145 107H144V110H143V107H142V110H141V109H139V110H141V112H142V111L145 112V109H146ZM190 107H191V106H190ZM214 107H215V106H214ZM214 107H213V108H214ZM216 107H215V108H216ZM225 107H226V106L224 105L223 108H225ZM249 107H248V109H249ZM21 108H22V109H21ZM60 108H61V106H60ZM111 108H112V107H111ZM118 108H117V109H118ZM200 108H201V110H200ZM215 108H214V109H215ZM219 108H220V110H222V116L224 117V114L227 113L228 110L225 109V110H226V111H225L222 107H219ZM219 108H217V109H219ZM221 108H222V109H221ZM6 109H7V110H6ZM11 109H14V110H11ZM20 109L22 110L21 112H20ZM54 109H58V108H55V106H54ZM54 109L52 110V108H51L52 111H54ZM73 109H74V108H73ZM112 109H113V108H112ZM114 109H116V108H114ZM149 109H150V107H149ZM183 109H185V108H183ZM204 109H203V110H204ZM206 109L204 110V113H206L207 115L204 114V113L202 112V115L206 116V118H207L208 114H210V116H208V118H210V117H211V114H213V113H216V114H217V113L219 112V110H217V109H215L217 112H216V111L213 112V111H211V110H214V109H211V110H210L211 113H207V112H206ZM244 109H243V110H244ZM262 109H264V106H262ZM38 110H39V111H38ZM48 110H49V111H48ZM133 110L135 111V112H134L135 114L133 113ZM151 110H152V109H151ZM151 110H150V111H151ZM174 110H175V107H174ZM181 110H182V111H181ZM199 110H200V111H199ZM203 110H202V111H203ZM243 110H242V111H243ZM245 110H247V109H245ZM251 110H252V109H251ZM251 110H250V112L254 111V110H252V111H251ZM258 110H257V111H258ZM2 111H3V113H2ZM11 111H12V112H15L14 115L12 114V117H11V113H12ZM55 111H56V110H55ZM57 111H58V110H57ZM57 111H56V113H57ZM59 111H60V110H59ZM129 111H128V112H129ZM146 111H147V110H146ZM159 111H160V110H159ZM195 111H198V112L195 113ZM242 111H241V112H242ZM260 111H261V110H260ZM260 111H259V113H258L259 115L264 114V112H261V113H262V114H261ZM18 112H19V113H18ZM48 112H49V113H48ZM74 112H75V114L77 113L76 110H74ZM74 112H72V113H74ZM113 112H115V111H113ZM128 112H127V113H128ZM151 112L153 113V111H151ZM151 112H150V113H151ZM177 112H180V113H177ZM5 113H6V116H4ZM16 113H17V115L15 116ZM40 113H42L43 115H40ZM64 113H63V111L61 110V114L63 115ZM116 113H117V112H115V115H116ZM142 113H143V112H142ZM145 113H146V112H145ZM152 113H151V114H152ZM154 113H155V111H154ZM192 113H191V114H192ZM242 113H243V112H242ZM242 113H241V114H242ZM252 113H253V112H252ZM254 113H255V111H254ZM254 113H253V115H255V114L258 115L257 113H255V114H254ZM3 114H4V115H3ZM18 114H19V115H18ZM47 114H49V116H47ZM53 114H54V116L56 117L55 112H54ZM61 114H60V112H58V117H57V118H59V117L63 118V119L59 118V120H60L59 123L57 122V119H56V118H54V120H52L53 118H52V119L47 118V119H48V120L50 119L51 121H53V123H51V124H54V122H57L58 125H59V124H60V125L64 124V122L67 120V124L70 125V127H72V124H73V126L75 127V129L72 127V128H70V131H69V126H67V125L65 126V127L68 129V130H67V129L64 128V125H62L63 127L59 128V132H60V133H61L62 130L64 129L62 133L66 134V136H67L68 134H69V136L75 135V134H76L75 132L78 131V129H77V126H78V125H79L78 127H79L80 130L82 131V129H81L80 126H83V125L77 123V120L75 119V116L71 115L72 118H71V117L69 118L67 115H66V116L63 115L64 117H62ZM99 114H100V112H99ZM113 114H114V113H113ZM118 114H117V115H118ZM143 114H144V113H143ZM191 114H190V115H191ZM219 114H220V113H219ZM244 114H245V116H246V113H245V112H244ZM244 114H243V115H244ZM9 115H10V116H9ZM101 115L103 116L102 113H101ZM101 115H98V116H101ZM111 115H112V114H111ZM117 115H116V116H117ZM119 115H118V116H119ZM137 115H138V116H137ZM141 115H142V114H141ZM156 115H158L157 112H156ZM156 115H155V116H156ZM202 115H201V116H202ZM220 115H221V114H220ZM243 115H241L240 117H242ZM259 115L257 116V118L259 117L258 119H260L259 121H258L257 119H255L256 116H251V119H252V117H253V119L250 120V118H249V121H248V119H247V118H248V117H247L248 115H247L245 121H246V122H249V123H246L245 121H243V122L246 123V125H245V123H243V125H245V127H246L247 129L244 130L245 127H243V128H241V129H243V131L241 132V130H240V132H238V138L240 137V138H239V141H241L240 143L245 144V146H246V141H247V140L245 141V139H247V138H244L243 136H244V135L247 136V131L249 132V130L255 126V125L253 124L254 119L257 120L256 125H257L258 122H259V126H260V124L264 125V123L261 122V120H264V119H261V116H259ZM31 116H32V115H31ZM41 116H42V119L40 118ZM118 116H117V117H118ZM125 116H127V115H125ZM125 116L123 117L124 120L127 118V117L125 118ZM142 116H143V115H142ZM142 116H141V119L143 120ZM144 116H146V114H144ZM149 116H150V115H148V117H149ZM188 116H187V117H188ZM214 116H216V117L219 119L218 114H217V115H214ZM214 116L210 118V119H212V120H210V119L207 118V119L210 120V121H208V120L205 118V120H206L207 122H204L202 125H200L201 128H202V126H205L206 123L209 124V122L212 123V121L216 120V118H215ZM262 116H264V115H262ZM13 117H15V118L17 117V118L19 119V121L16 120L17 118L15 119V118H13ZM66 117H67V118H66ZM148 117H147V118H148ZM159 117H160V115H159ZM243 117H244V116H243ZM254 117H255V118H254ZM3 118H4V119H3ZM7 118H9V119H7ZM12 118H13V119H12ZM23 118H24V122H25V120H26L25 123L23 122ZM65 118H66V120H65ZM97 118L100 119V117H97ZM104 118H105V117H103V119L101 118L102 121L104 120ZM147 118L144 117V120H146ZM181 118H182V117H181ZM220 118H222V117H220ZM10 119H11V122H12V123H14L13 121H15V122H16V121L19 122V123L16 122V124H14V125H16L15 128H13L14 126H12V124H10L11 126H8L9 123H11V122H10ZM14 119H15V120H14ZM20 119H21V120H20ZM44 119H45V118H44ZM72 119H73V122L76 120V121H75L76 123H73V122L71 121ZM118 119H120V118H118ZM149 119H150V117H149ZM153 119H154V116H152V120H151L152 122H153ZM185 119H187V118L184 117V120H185ZM195 119H194V121H195ZM213 119H214V120H213ZM218 119H217V121H214V123L217 122V123H216L217 125L219 124V122H220V124H221V123L224 121V118H223V121H222V119H220L221 121L219 120V122H218ZM241 119H242V118H241ZM241 119H240L239 121L242 122V120H244V119H242V120H241ZM4 120L7 121V124H8V125H5L6 122H5ZM55 120H56V121H55ZM59 120H58V121H59ZM61 120H62V121H61ZM63 120H65V121H63ZM138 120H139V119H138ZM156 120L159 121L158 118H156ZM156 120H154L155 123H156ZM172 120H173V119H172ZM178 120H179V118H178ZM178 120H177V121H178ZM184 120L181 119V122L184 121ZM187 120H189V119H187ZM21 121H22V122H21ZM120 121H121V120H120ZM120 121H119L118 123H120ZM127 121H128V120H127ZM146 121H148V120H146ZM151 121H150V122H151ZM165 121H166V120H165ZM168 121L170 122V119H169ZM189 121H190V122H189ZM189 121H188V122H189L190 124H192L193 121H192V122H191V120H189ZM250 121H253V122H251V123H252L254 126H252V124L250 123ZM3 122H4V123H3ZM139 122H143V124H145V123H146V124L149 123V126H150V124H151L150 122L138 121V123H139ZM166 122H167V121H166ZM171 122H172V121H171ZM179 122H180V120H179ZM184 122H186V121H184ZM188 122H187V123H188ZM1 123H3V124H1ZM21 123H22V124H21ZM71 123H72V124H71ZM122 123H124L123 120H122ZM157 123H158V122H157ZM194 123H195V122H194ZM201 123H202V122H201ZM211 123H210V124H211ZM214 123H212V126H215ZM237 123L239 124V122H237ZM254 123H255V122H254ZM77 124H78V125H77ZM113 124L115 125V128H116L115 131H116L118 125H117V123H114V122H113ZM127 124H128V122H127ZM158 124H159V123H158ZM158 124H157V126H159ZM171 124L173 125V127H175V124H176L177 126L179 125V123L177 124V122L175 123V121H173V123H171ZM182 124H183V123H182ZM198 124H200V123H198ZM248 124H249V125H248ZM26 125H27V124H26ZM54 125H55V124H54ZM54 125H51V126L48 128V131H49V132H51V129H52V130H55V129H56V127H55V129H53L54 127H52V126H54ZM75 125H76V126H75ZM133 125H134V124H133V122H132V129H133V128L136 129V127H133ZM141 125H142V123H141ZM166 125H167V123H166ZM168 125H169V123H168ZM172 125H171V126H172ZM184 125H185V129H186V126H187V127H191V126H192V125L189 126V125H187L186 123H184ZM184 125H183V126H184ZM217 125H216V126H217ZM247 125H248L249 127H248ZM262 125H261V126H262ZM24 126H25V125H24ZM56 126H57V125H56ZM121 126H122V125H121ZM121 126H120V127H121ZM136 126H137V125H136ZM144 126H145V125H144ZM153 126H154V124H153ZM153 126L151 127L152 129H153ZM160 126H163V127H164V125H162V124H161ZM169 126H170V125H169ZM177 126H176V127H177ZM180 126H181V125H180ZM193 126H194V124H193ZM195 126H196V125H195ZM195 126H194L193 128H190L189 131H190V132H193L191 129H194ZM212 126L210 125V127H209V125H208L209 128H211ZM216 126H215V127H216ZM218 126H219V125H218ZM221 126H222V125H221ZM257 126H258V125H257ZM257 126H255L254 129L250 130V133L252 132V134L255 133V130H257V128H259V134H260V132L262 131V132H261L262 135L259 136V134H258V130H257V139L255 138L256 135L254 136V139H256V141L258 140V138H264V137H262V136H264V128H262V127H264V126H262V127H261V126H260V127H259V126L257 127ZM9 127H11L13 130H14V129H17V130L14 131V134H13V132H12L13 130L10 129ZM26 127H29V125L26 126ZM38 127H39V126H38ZM38 127H36V128H38ZM59 127H60V126H59ZM124 127H125L124 130H122V131L120 130V132H119V128H118V130H117V132H116V134H118V135L120 136V138H122V139L124 138L123 141H125L126 137L128 138V141L131 140L132 144H134V142H136L137 140H139V139H137V140L135 141V139H134V138H135L134 136L137 135V131H136V134H135V135L133 134V136H132V138L134 137V138H133L134 140H133V139H131V135H128L130 138L127 136V132H128V130H130V129H129V128H126V125H125V124H124ZM127 127H128V125H127ZM138 127H140V123H139V126H138ZM154 127H155V126H154ZM163 127H162V128L160 127V128L162 129L161 131L159 130V131H160L159 135L161 134V136H162V133H163L166 129H168V131H169L168 126H167L166 128L164 127V129H163ZM173 127H171L170 129H172ZM176 127H175V128H176ZM196 127H197V126H196ZM206 127H207V126H206ZM208 127H207V128H208ZM223 127H224V126H223ZM8 128H9L10 131H7ZM23 128H24V127H23ZM57 128H58V127H57ZM62 128H63V129H62ZM82 128L84 129V127H82ZM103 128H104V127H103ZM105 128H106V127H105ZM105 128H104V131H105V133H106V136L108 137V138H107V139H108V142L110 141L109 139H111V141H112V139H113L112 136L109 135L108 131H106L107 128H106V129H105ZM113 128H114V127H113ZM145 128H146V127H144V129H145ZM148 128L150 129V127H148V126H147V128L145 129V130H147V134H149V130H148ZM177 128L179 129V126H178ZM177 128H176V129H177ZM182 128H184V127H180L181 131H182ZM199 128H200V127H199ZM199 128H198V129H199ZM203 128H205V127H203ZM207 128H206V130H208ZM213 128H214V127H212L211 129H213ZM218 128H219V127H218ZM218 128H217V129H218ZM248 128H249V129H248ZM260 128H262V129H260ZM40 129H42V130L40 131ZM49 129H50V130H49ZM60 129H61V131H60ZM73 129H74V130H73ZM139 129H140V132H142V131L144 130V129H142L141 127L138 128V130H139ZM152 129H151V132H152ZM173 129H174V128H173ZM180 129H179V130H180ZM187 129H188V128H187ZM211 129H210L209 132L212 131ZM217 129H216V130H217ZM235 129H236V128H235ZM239 129H240V128H239ZM18 130H19V131H18ZM36 130H37V129H35V128L32 130V127H31V131H32L31 134H35V133H37L38 131L36 132ZM57 130H58V129H57ZM65 130H66L67 132L69 131V132H71V133L64 132ZM71 130H73V131L76 130V131L73 132V131H71ZM136 130H137V129H136ZM163 130H164V131H163ZM179 130H178V131L176 130V131L179 133ZM200 130H201V129H200ZM213 130H214V133H215L216 130H215V129H213ZM218 130H220V129H218ZM260 130H261V131H260ZM1 131H0V133H2ZM39 131H40L39 133L42 134L43 128H40V127H39ZM83 131H85V129H84ZM134 131H135V130H133V132H134ZM155 131H157L156 133L159 132L157 128L155 129ZM166 131H167V130H166ZM168 131H167V132H168ZM172 131H174V130H171L170 133H172ZM189 131L187 130L186 133H188V134L190 135V132H189ZM201 131L204 132L205 130L203 131V129H202ZM220 131H221V130H220ZM220 131H219V132H220ZM244 131H246V133H245ZM253 131H254V132H253ZM4 132H5V133H4ZM9 132H11L12 135H13L14 137L11 136V133H9ZM18 132H19V133H18ZM46 132H47V131H46ZM55 132H56V130H55ZM59 132H58V136H59V134H60ZM131 132H132V131H131ZM131 132H129V133H131ZM144 132H145V131H144ZM144 132H142V135H143V136L146 134V133L144 134ZM161 132H162V133H161ZM167 132H165L166 135H167L166 138L168 137V133H169V132H168V133H167ZM202 132H200L199 134H198V133L196 134L195 132H193V134H192V133H191V134L194 135V133H195L196 136H199L198 138H201L200 141L202 140V138H203L205 135H207V134H208L207 136H210V135H211V134H210L209 132H207V131L204 132V134H203ZM243 132H244V134H243ZM6 133H7V135H5V136H6V137H5L4 134H6ZM72 133H73V134H72ZM134 133H135V132H134ZM154 133H155V132H154ZM156 133H155V134H156ZM170 133H169V134H170ZM174 133H175V132H174ZM174 133H173V134H174ZM184 133H185V132L182 133V137H183L182 139H184V138H186L187 136H189V135L186 136ZM240 133H241V134H240ZM250 133H249V134H250ZM55 134H56V133H55ZM138 134H139V132H138ZM147 134H146V135H147ZM155 134H153V135H155ZM175 134H176V133H175ZM175 134H174V135L170 134V137L167 138V142L170 143V146H171V143H172V145H174V144H173V142H174L173 140H178V139L181 140V137L176 138L178 135L176 134V135H177V136H176ZM183 134H184V135H183ZM200 134H201L202 136H200ZM212 134H213V132H212ZM230 134H232V133H229V136H230ZM236 134H237V133H236ZM236 134H235V136H236V138H237V135H236ZM239 134H240V135H239ZM242 134H243V136H242ZM249 134H248V136H249ZM8 135H9V136H8ZM62 135H63V134H60V137H62ZM118 135H117V136H118ZM139 135H140V134H139ZM149 135H150V134H149ZM153 135H152V136H153ZM171 135H172V136H171ZM232 135H233V134H232ZM250 135H251V134H250ZM1 136H2V135H0V137H1ZM10 136L12 137V139H11ZM66 136H65V138H66L65 141H67L68 143H67V142H66V143L64 142L63 145H61V146H63L62 148H64L67 144L70 145V143H71V144H72V148H71V145H70V146L68 145V146H69V149L71 148L72 150L70 149V151H69V152L67 151V152L69 153L68 155H70V156L72 157V156H74L73 154L76 152L75 144H73L74 142L72 143V140L75 139V137H74V136H72V137H66ZM109 136H110L111 138H110ZM156 136H157V135H156ZM156 136L154 137L155 139L158 138V137L156 138ZM163 136L165 137V134H164V133H163ZM163 136H162V137H163ZM175 136H176V137H175ZM207 136H206V137H207ZM212 136H213V135H212ZM227 136H228V134H227ZM246 136H245V137H246ZM251 136H253V135H251ZM251 136L248 137V138H250L249 140L255 142L254 139L251 140V138H252ZM258 136H259V137H258ZM9 137H10V138H9ZM73 137H74V138H73ZM137 137H138V136H136V138H137ZM140 137H141V139H142V136H140ZM148 137H149V139H150L151 136H148ZM148 137H145L146 139L143 138L144 140H142V142L144 141V143H146V147L141 145V146L143 147L142 149H144V150H142L141 148L138 149V148H139L138 146H139L140 144H142V143H140V142L137 141V143H139V145L137 146V147H138L137 149H138L140 152L143 151V153H144V154L142 153L141 158H139L140 160L142 159V157H143L144 155H146V156L148 157L147 159L149 160V156H148V154H150V156H151V154H154V156H156V154H158V152H156V151H159V150H160L159 148H158V150H157V149L155 150V148H156L155 146H156V145H155V146H149L148 143H149L151 140H150V141L148 140L149 142H146L147 139H148ZM159 137H160V136H159ZM162 137H160L159 139H162ZM189 137H190V136H189ZM189 137H188V138H189ZM192 137H193V136H191V139H190V140L193 139ZM210 137H211V136H210ZM232 137H233V136H232ZM242 137H243V140H244V141L242 140ZM6 138H8V139L5 141ZM120 138L118 139L119 141H120ZM196 138H197V137H196ZM204 138H205V137H204ZM208 138H209V137H208ZM208 138H206L205 143H203V142H204V141H203V142H201V144H205V145H206V143H207V145H208V140H207ZM238 138H237V141H238ZM71 139H72V140H71ZM116 139H117V138H115V140H116ZM152 139H153V137H152ZM159 139H158V140H159ZM168 139L170 140V142H169ZM194 139H195V138H194ZM226 139H229V137L226 138ZM3 140H4V141H3ZM14 140H15V139H14ZM68 140H69V141H68ZM118 140H117V141H114V140H113V142H114L113 144L116 145V144L119 142ZM126 140H127V139H126ZM132 140H133V141H132ZM186 140H187V139H186ZM190 140H188V141H190ZM203 140H204V139H203ZM230 140H231V138H230ZM233 140L235 141L236 139H233ZM260 140H261V139H259V141H260ZM262 140H264V139H262ZM32 141H34V140H32ZM32 141H31V142H32ZM111 141H110V142H111ZM139 141H141V140H139ZM152 141H154V139H153ZM160 141H161V140H160ZM171 141H173V142H171ZM184 141H185V139H184ZM188 141H185V142H188ZM196 141H198V140L195 139V143L197 144ZM200 141H198V142H199V145H200V148L203 150V152H205L204 149H203V147H204L205 145H204V146L201 145V144H200ZM239 141H238V142L235 141V142L237 143V145H239ZM242 141H243V142H242ZM1 142H3V143H1ZM31 142H29V143H31ZM34 142H35V141H34ZM34 142H32L33 144H31V145H34V146L32 147V149L30 148L31 150L26 149L28 146L30 147V145H28L29 143L27 144V145H28L27 147L25 146L26 151L28 150L27 152L29 153V154H28L29 156H27L28 158H32V157H34V156H33L34 153H37V154H35V155L38 156V155H39V150H41V149H39V148H41V146H39L37 143L34 144ZM69 142H70V143H69ZM125 142H126V141H125ZM131 142H130V143H131ZM156 142H157V140H156ZM161 142H162V141H161ZM179 142H181V141H179ZM190 142H191V141H190ZM230 142H231V141H230ZM254 142H251V143H252V144H251V149H252V146H253V143H254ZM261 142H264V141H261ZM14 143H15V142H14ZM14 143H12L11 146H7V148H9V149H7V150H6V148H5L6 145H5L4 147H2V148H4L6 151H5V150H2V148L0 147V148H1V149H0V150H1V151H0V155H1V156H0V162H1V163L3 162V163L1 164V166H2V165H6L5 163H8V162H9V161H8V160H9V153H8V156H7V152H9V150H11L10 147L12 148V147L14 146ZM111 143H112V142H111ZM128 143H129V142H128ZM130 143H129V145H130ZM154 143H155V142H154ZM159 143H160V142H159ZM159 143H158V145H159ZM163 143H164V139H163ZM163 143H162V144H163ZM168 143H166V144H168ZM181 143H182V142H181ZM220 143H221V142H220ZM223 143H224V141H223ZM223 143H222V145H225V144H223ZM227 143H229V140L227 141ZM15 144H16V143H15ZM118 144H120V142H119ZM125 144H127V142H126ZM151 144H152V143H151ZM156 144H157V143H156ZM176 144L179 145L180 143H176ZM176 144H175V146H176ZM184 144H185V143H184ZM184 144H182V145L184 146ZM191 144H192V143H191ZM257 144L259 145V143H256V142H255V151H254V149H253V151L255 152V156L253 155V156H254L253 158H255V159H257V158H256L257 155L261 152V151H260V152H258V154H257V151H256V150H257L258 148H256V147H259V146H257ZM260 144H262V143H260ZM7 145H8V144H7ZM129 145H128V146H129ZM135 145H136V144H135ZM158 145H157V147H159ZM160 145H161V143H160ZM178 145H177V146H178ZM182 145H181V147L179 146L180 149H179L178 147H177V149H179V150L182 151V149H181V148H182ZM188 145H189V143H188ZM192 145H194V143H193ZM192 145H191V146H192ZM220 145H221V144H219V147H220ZM222 145H221V146H222ZM228 145H229V144H228ZM233 145H234V142H233ZM235 145H236V144H235ZM68 146H67L66 148H64V149L69 150V149H68ZM141 146H140V147H141ZM164 146H165V145H161L160 148H163ZM166 146H167V145H166ZM170 146H169V147H170ZM189 146H190V145H189ZM191 146H190V147H191ZM225 146H226V145H225ZM229 146H230V145H229ZM126 147H127V145H126ZM184 147H187V145L184 146ZM190 147L188 148L189 150H188L187 153H188V155H189V154L191 155V156L189 155V156L191 157V159L187 156L186 150H183V153H184V154H181L182 152L179 153V152L176 151V153H178L180 156H181V155H184V156H185V153H186V160H187V161H186L185 159H184V161L187 162L188 164L190 163L189 165H188V164L185 165L186 163H185V164L182 163V164H184L185 167H184V166L181 167V162L178 163V164L175 163V161H174V163L171 162V164L173 165V167H177L176 174H177V172L179 171L178 173H180V174L182 173V175L185 176V179H186L185 182H186V181H187V182L189 181V183L186 182V184H188V185H186V187H185L186 190L184 189V190H185V191H184L183 189H181V190H183V191H181V190H178V189H177V186L179 185V183L182 184V182L184 181V180H183L184 178H183V179H180V177H178V178H177V177H174V179L182 180V182L180 181V182H178V185H174V186L172 187V190H173V191H171V192L174 193V191H176L175 194H176L179 198H181L182 200L188 199V197H189V199H191L192 196L194 197L195 195L198 194V193H197L198 191H199V193H200L201 190H202V191H203V190L208 191V190L206 189V187L209 188V184H208L209 181H208V179H209V180L213 179V180L210 181V182H211L210 184L213 185L212 183H215L216 176H217V177H220V178H222V176H223V175H221V176L219 175V176H218V175H214V174L211 175V169H209V168H210L209 166H208V168H207V166H204V168L206 167V171H208V174H207L208 176L206 175L207 172H206L205 174H204L203 172H201L202 169H203V166L201 165V163H202L203 161H205V160H208V159H205V158H204L205 160H203L202 157L205 155V153H203L202 150H201L200 148H198V147L196 146L197 149H198V151L200 150L201 153H200V151L197 152V149H196V148H195L196 150L193 149V150L196 151V153H195V151H192V149H191L192 147H191V148H190ZM194 147H195V146H194ZM205 147L207 148V146H205ZM205 147H204V148H205ZM208 147H209V146H208ZM219 147H216V150H218V151L220 152L219 149H221L223 146L220 147V148H219ZM226 147H228V146H226ZM226 147H225V148H226ZM242 147H243V145H242ZM260 147H261V148H264V146H260ZM13 148H14V147H13ZM13 148H12V149H13ZM165 148H166V147H164V149H165ZM171 148H172V146H171ZM217 148H218V149H217ZM225 148L223 147L222 150L225 149ZM253 148H254V146H253ZM64 149H63V152L67 153L66 150H64ZM118 149H119L118 151H122V150H123V152H125L126 154L128 153V152H127L128 147H127L125 150H124V149L121 150L120 148H118ZM130 149H131V153H130V154H132V155L130 156V154H128L127 157H131V158H129V159L127 158V159H128V160H127V159H126V154H125L124 161H127V162H124L123 164H126V165L129 164L128 167H131L132 164H133L132 166H137V168H138V172H139V175L142 173L141 176H146L147 178L152 177V178L154 179L155 183H156V182H159V179H157V178L163 179L162 177H160V175H161V173H162V171H163L164 169H163V170L161 169V171H160L159 169L161 168V166L159 167V165H160L161 163H163L164 161H166V160L168 161V157H169V156L167 157V155H165V154H166V150L168 149V147H167V149H165V154H164V149H163V151H161L162 149L160 150L158 156L161 155L162 157H161V156H160V157H161L163 160H159V159H161V158L158 157L159 159H157V162H159V163H158L159 165H156V162H155V165H154L153 163H151L152 166H153L154 168L157 167V169H153V168H152V170H156V171H157L156 173H158V172L160 171V175H159V176H156V173H154L155 171L152 173V175H151V174H146V173H147V168L144 169L145 165H147L148 163H150V161H151V157H152V156L150 157V160H149V161L146 159L148 163H147V164H145V162L142 163V165L144 164V167L142 166V168H140V166H139L140 161H139V163H138V160H139V159H137V157H139L141 154H138L139 156H138V155L136 156V152H137V151L135 152V148H134V146H132L131 148L129 147V150H130ZM137 149H136V150H137ZM185 149H187V148H185ZM209 149H210V148H208V150H209ZM36 150H37V151H36ZM116 150H117V149H116ZM168 150H170V148H169ZM168 150H167V151H168ZM171 150H174V147H173ZM171 150H170V151H171ZM175 150H176V149H175ZM216 150L213 151V152L210 151V150H209V151L206 150V153H207V152H210V155L213 156V157H212V156H211V157L214 158V159H212V160H215V159H216V160H217V163H218V165H219V161H218V159L220 158V155H219V153H218L219 157L215 158V153L218 152V151H216ZM3 151L6 152L5 155L7 156V158H6V156H5V158H1V157H3V155H4V152H3ZM29 151H30V152H29ZM42 151H43V150H42ZM56 151H57V149H56ZM74 151H75V152H74ZM184 151H185V152H184ZM190 151H192V153H191ZM251 151H252V150H251ZM262 151H264V150H262ZM40 152H41V151H40ZM63 152H62V153H63ZM129 152H130V151H129ZM161 152H162V153H161ZM254 152H253L252 154H254ZM2 153H3V154H2ZM65 153H64L63 155H61V156H64V158L61 157L62 159H65V158L67 159L68 155L66 154V156H67V157H66V156H65ZM120 153H121V152H120ZM138 153H139V152H138ZM155 153H156V154H155ZM160 153H161V154H160ZM168 153H171V152H168ZM168 153H167V154H168ZM176 153H175V151H173V153L171 154V156H172V157H175V156L177 155ZM193 153L195 154V156H196V154L199 155V156H197V157H194L195 159L198 158V160H197V159L194 160V159L192 158V156H194ZM222 153H223V152H222ZM222 153L220 152V154H222ZM30 154H33V155L31 156ZM57 154H58V152H56V155H57ZM173 154H175V156H173ZM207 154H208V153H207ZM56 155H55V156H56ZM168 155H170V154H168ZM218 155H217V156H218ZM260 155L262 156V155H264V153H261ZM200 156H202V157H201L202 160H199ZM206 156H207V155H206ZM208 156H209V154H208ZM261 156L258 157V159L261 158ZM71 157H70V158H71ZM156 157H157V156H156ZM172 157H171V159H172ZM181 157H182V156H181ZM187 157H188L189 160H192V159H193V161H189V162H188ZM209 157H210V156H209ZM209 157H208V158H209ZM175 158L178 159V157H175ZM183 158H185V157H183ZM262 158H264V156H262ZM262 158H261V160H262ZM68 159H69V157H68ZM68 159H67V160H68ZM169 159H170V158H169ZM171 159H170L169 161H172L174 158H173L172 160H171ZM209 159H210V158H209ZM255 159H254V161H258V159H257V160H255ZM1 160H2V161H1ZM67 160H66V161H67ZM70 160H71V159H70ZM146 160H145V161H146ZM153 160H154V159H153ZM175 160H176V159H175ZM182 160H183V159H182ZM182 160H179V161H182ZM210 160H211V159H210ZM221 160H222V159H221ZM221 160H220V162H221ZM259 160H260V159H259ZM4 161H8V162H5V163H4ZM142 161H143V159H142ZM142 161H141V162H142ZM161 161H163V162H161ZM167 161H166V162H167ZM224 161H225V160H222V162H224ZM230 161H231V160H230ZM232 161H233V160H232ZM130 162H132L131 165H130ZM151 162H152V161H151ZM160 162H161V163H160ZM166 162H164V163H166ZM208 162H209V163H208ZM208 162H207L208 165H210V166L212 165V166H213V163H210V161H208ZM212 162H213V161H212ZM226 162H229V161L226 160ZM259 162H261V161H259ZM259 162H257V163H259ZM262 162H264V161H262ZM262 162H261V163H262ZM203 163H204V162H203ZM203 163H202V164H203ZM205 163H206V161H205ZM217 163H216V165H217ZM232 163H233V162H232ZM257 163H256V165L258 166ZM261 163H260V164H261ZM123 164H122V165H123ZM151 164H149V165H147V166L150 167ZM169 164H170V163H169ZM194 164H195L196 167L194 166ZM207 164H206V165H207ZM227 164H228V167H229V163H226V164H225V162L222 163V165H226V166H227ZM234 164H235V162H234ZM262 164H264V163H262ZM262 164H261V165H262ZM126 165H124V166H126ZM190 165H191V168L189 167ZM198 165L201 166V171H200V172H201V176H200V177H207L208 179H207V178H206V179L200 178V180H197V179L199 178V175L196 174V173H197L196 171H198V170L200 169V168H198ZM204 165H205V164H204ZM214 165H215V161H214ZM232 165H233V164H232ZM164 166H165V164H164ZM170 166H171V165H170ZM179 166H180V167H179ZM193 166H194V167H193ZM220 166H221V165H220ZM120 167H121V166H120ZM128 167H127V166H126V167H123V168L121 167V168H120V170L122 169V170H121V174L125 173L124 171H125V169L127 170ZM162 167H163V165H162ZM166 167H168V165H167ZM183 167L185 168V170L183 169ZM215 167H216V166H215ZM215 167H214V169H215ZM223 167H224L223 169H226V170L228 169V168L225 167V166H223ZM230 167H231V164H230ZM232 167L234 168V166H232ZM124 168H125V169H124ZM168 168H169V167H168ZM189 168H190V169H189ZM192 168H193V169H194V168H198V170H197V169H194V170H193ZM211 168H213V167H211ZM123 169H124V170H123ZM169 169H171V170H170L171 172L174 171L172 167H170ZM169 169H168V171H169ZM216 169H218V168H216ZM216 169H215L214 171H216ZM219 169H221V168H219ZM219 169H218L217 171H219ZM128 170H129V169H128ZM150 170H151V168H150ZM175 170H176V169H175ZM186 170H187V171H186ZM203 170L205 171V169H203ZM212 170H213V169H212ZM228 170H229V171H228L229 174H230V172H233L232 168H229ZM140 171H141V173H140ZM142 171H143V172H142ZM145 171H146V173H145ZM170 171H169V172H170ZM183 171L186 172V174L192 171V172H191V177H192V175H193V177H192V178H191V177H188L187 175L183 174V173H184ZM221 171H222V170H220L219 172L221 173ZM126 172H127V171H126ZM148 172H150L149 169H148ZM151 172H152V171H151ZM174 172H175V171H174ZM174 172H173V173H174ZM193 172H196V173H193ZM212 172H213V171H212ZM143 173H144V174H143ZM173 173H170V174H173ZM213 173H214V172H213ZM215 173L217 174V172H215ZM220 173H219V174H220ZM223 173H224V172H223ZM226 173H227V172H226ZM127 174H128V173H127ZM154 174H155V176H156L157 178L154 176ZM194 174H195V175H194ZM182 175H181V178H182ZM188 175L190 176V173H189ZM210 175H211V176H210ZM225 175H226V174H225ZM225 175H224L223 177H226ZM122 176H123V175H122ZM125 176H126V175L124 174L123 177H125ZM153 176H154V177H153ZM173 176H175V175H173ZM176 176H178V175H176ZM197 176H198V178H197ZM209 176H210V177H209ZM142 178H144V177H142ZM168 178H169V175H168L167 179H168ZM172 178H173V177H172ZM187 178H188V179H187ZM189 178H190V179H189ZM145 179H146V178H145ZM194 179H195L196 181H195ZM170 180H172V179H169L168 181H170ZM193 180L195 181V184H196V185L194 184ZM190 183H191L192 185H191ZM176 184H177V183H176ZM189 184H190V188H189ZM207 184H208V185H207ZM160 185H161V184H160ZM163 186H164V185H163ZM175 186H176V188H175ZM180 186H181V185H180ZM180 186H178V188H179ZM183 186H184V185H182V188H184ZM180 188H181V187H180ZM210 188H211L212 190H211ZM210 188H209L210 191H216V186H215V184H214V188H212L211 186H210ZM179 191L183 192L184 194H183V193H180ZM177 193H178V194H177ZM196 193H197V194H196ZM179 194H180V195H179ZM181 195H183V196H181ZM198 195H199V194H198ZM195 198H196V196H195Z\"/></svg>",
    "mask_w": 264,
    "mask_h": 264
}]
</instances>
